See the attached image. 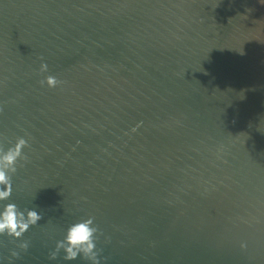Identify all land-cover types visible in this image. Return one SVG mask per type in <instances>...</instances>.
Wrapping results in <instances>:
<instances>
[{
  "label": "water",
  "instance_id": "95a60500",
  "mask_svg": "<svg viewBox=\"0 0 264 264\" xmlns=\"http://www.w3.org/2000/svg\"><path fill=\"white\" fill-rule=\"evenodd\" d=\"M17 136L9 199L42 219L2 264H91L50 259L88 216L101 264H264V0H0Z\"/></svg>",
  "mask_w": 264,
  "mask_h": 264
},
{
  "label": "clouds",
  "instance_id": "9594fccd",
  "mask_svg": "<svg viewBox=\"0 0 264 264\" xmlns=\"http://www.w3.org/2000/svg\"><path fill=\"white\" fill-rule=\"evenodd\" d=\"M38 71L41 73L48 71V65L43 60ZM39 83L47 85L48 88H54L62 81L54 75H45ZM132 130L135 131V128ZM27 146L28 141L23 136L15 137L14 143L7 148L0 145V237L7 236L13 241H18L14 248L9 249L10 261L18 258L21 251L28 249L29 242L20 238L42 219V214L36 208L21 209L9 199L13 191L12 177L9 173L16 172L17 162L26 159L22 149ZM96 233L97 228L91 216L68 223L63 229L62 238L55 241L50 259H55L57 252L62 251L64 260H75L77 256H80L89 260L91 264H101V257L98 255L99 250L96 246ZM244 246L242 243L241 247Z\"/></svg>",
  "mask_w": 264,
  "mask_h": 264
}]
</instances>
